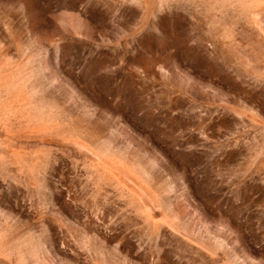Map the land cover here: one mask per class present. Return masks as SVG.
I'll return each mask as SVG.
<instances>
[{
	"label": "rangeland",
	"instance_id": "rangeland-1",
	"mask_svg": "<svg viewBox=\"0 0 264 264\" xmlns=\"http://www.w3.org/2000/svg\"><path fill=\"white\" fill-rule=\"evenodd\" d=\"M0 264H264V0H0Z\"/></svg>",
	"mask_w": 264,
	"mask_h": 264
}]
</instances>
